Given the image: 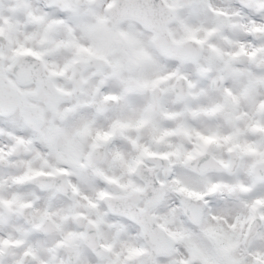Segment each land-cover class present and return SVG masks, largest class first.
Instances as JSON below:
<instances>
[{"label":"snow or ice","instance_id":"1","mask_svg":"<svg viewBox=\"0 0 264 264\" xmlns=\"http://www.w3.org/2000/svg\"><path fill=\"white\" fill-rule=\"evenodd\" d=\"M0 264H264V0H0Z\"/></svg>","mask_w":264,"mask_h":264}]
</instances>
